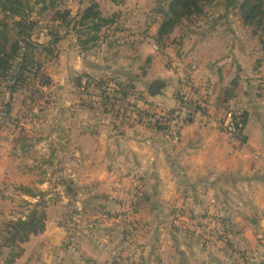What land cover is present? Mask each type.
<instances>
[{
	"label": "crops",
	"instance_id": "crops-1",
	"mask_svg": "<svg viewBox=\"0 0 264 264\" xmlns=\"http://www.w3.org/2000/svg\"><path fill=\"white\" fill-rule=\"evenodd\" d=\"M110 1L122 17L142 19L141 0ZM206 12L201 23L179 27L173 34V39L184 37L181 55L177 45L165 48L155 42L159 29L155 26L147 33L155 52L141 60L134 58V65L127 63L135 67L133 75L128 71L117 75L135 81L142 99L156 106L153 112H170L176 107L181 79L169 61L167 68L160 63L176 56L179 68L191 75V91H201L208 108L198 109L178 144L166 132L146 124L95 123L93 112H87V122L74 128L68 139L75 159L79 150L84 157L83 168L70 175L81 179L75 183L77 187L80 182L76 189L80 200L72 203L77 210L72 220L81 229L61 247L64 239L56 233L67 234L64 223L49 217L46 231L33 237L44 244L55 241L58 250L51 264L118 263L123 253L124 198L137 178L145 187L138 197L144 264H259L264 260V254L259 258L254 253L264 252L263 45L255 28L245 24L227 0L213 1ZM137 48L145 50L139 44ZM141 62L151 63V69ZM138 64L142 65L136 68ZM138 102L140 113L146 114L150 106ZM229 110L248 112L243 143L232 142L221 127L209 122ZM104 114L112 120L111 113ZM70 187L73 191L74 182ZM95 195H102L104 201H96Z\"/></svg>",
	"mask_w": 264,
	"mask_h": 264
},
{
	"label": "rangeland",
	"instance_id": "rangeland-1",
	"mask_svg": "<svg viewBox=\"0 0 264 264\" xmlns=\"http://www.w3.org/2000/svg\"><path fill=\"white\" fill-rule=\"evenodd\" d=\"M43 1L31 0L28 11L32 19L37 21L33 29V39L40 43V47L34 49L36 59L42 61L45 73L51 81L44 82V78L41 76L33 77L28 84L13 95L5 89L4 93L0 95V251L5 249L2 246L9 235L8 224L21 218L25 219L36 206L45 211L46 229L49 217L54 220L62 219L64 223L62 228L66 230L67 234L61 236L60 233H56L57 236L64 239L61 242V247L68 244L72 235L77 234L76 231L81 229L72 220L77 214L72 203L80 200V198L77 199L79 193L76 191L80 187V182L77 187H75V183L81 179L72 178L70 175L75 168H83L84 157L82 150H79L80 156L75 159L71 148L73 146L69 145L68 139L71 138L74 128L79 127L80 123L87 122L90 117L89 114H86L87 112H93L95 123L104 121L108 123L107 125H112L113 121L121 119L113 112L104 109L100 105V98L97 95L91 98L87 90L79 89L76 78L84 71L96 74L98 77L99 75L113 77L119 71H128L133 75L135 67H129L127 63L134 65V58L140 57L141 60L145 55L147 57L152 53L151 51H154L147 33L153 31L155 26H160L162 21L161 14L156 10L159 0H143V2L141 0L138 14L142 15V19H131L128 15L125 17L121 15L118 30H114L108 37L105 36L106 38L103 37L105 39L102 38L98 48L94 47L93 43L95 42H91L87 46L92 48L85 50L75 26L79 21L80 13L93 2H97L103 16H111L117 12L111 1L72 0L59 4L56 11L65 12L70 9L72 13L61 27L58 26V23L53 22L55 10L51 7L48 10L43 8L49 5L50 0H46V3ZM114 1L117 3L123 0ZM131 9L134 10V8ZM2 15L6 16L4 13ZM127 25L129 28L125 30ZM54 31H60L61 40L53 47L54 35L52 36V32ZM92 36L93 34H86L81 39L86 40ZM138 44L144 47V52L137 48ZM42 45L53 47V54L46 52ZM161 51L166 54L165 51ZM152 55L150 58L154 62ZM177 59L175 56L176 61ZM166 60L167 64L159 62L165 68L168 67V59ZM141 63L151 69L149 66L151 63ZM140 65L142 64H138L136 68ZM178 65H180L179 62ZM107 66H111V69H107ZM194 67L196 66H191L189 69ZM201 76L203 75L201 74ZM123 79L127 80L124 77ZM86 84L85 80V88ZM179 86L180 83H178ZM1 87L3 88V86ZM93 91L97 92V89ZM113 103L128 110L130 116L139 113V109H141L138 100L133 98L127 101L116 98ZM9 104L11 105L10 114L7 106ZM97 109H100L102 114L111 113L109 116H112V120H109L110 117L104 116L105 114H97ZM76 149L80 148L76 147ZM73 182L72 191L70 183L73 187ZM25 187L32 189L35 195L27 193L24 190ZM144 188L143 181L137 178L124 198L122 211L123 253L119 258L120 264H139L144 257L141 245L144 227L138 218V197L142 195ZM95 197L96 201H104L102 195H95ZM84 215L81 216L84 217ZM34 236L37 235H33L27 243L22 244L25 251L21 257L12 263L8 262L9 249H7L6 254L0 257V264H51L52 258L58 250L55 241L44 244L37 238H33ZM254 253H258L256 257L259 258L264 254L261 250ZM245 254L253 256L251 253ZM44 257L47 260L41 263Z\"/></svg>",
	"mask_w": 264,
	"mask_h": 264
},
{
	"label": "trees",
	"instance_id": "trees-1",
	"mask_svg": "<svg viewBox=\"0 0 264 264\" xmlns=\"http://www.w3.org/2000/svg\"><path fill=\"white\" fill-rule=\"evenodd\" d=\"M30 1L0 0V49H2L0 51V87L3 86V88H0V95L4 93V89L13 95L28 84L33 77L41 76L44 78V82L51 81L50 77L45 73L42 61L36 59L34 52V49L40 47V43L33 39V29L37 21L32 19L28 11ZM68 1L72 0H50L49 5L43 8L48 10L51 7V9L55 10L59 4ZM213 1L215 0H159L156 10L161 14L162 21L155 37V42L165 48L175 44L177 45L178 56L181 55L184 37L173 39V34L179 27H192L201 23L207 15V6ZM43 2L46 3V0ZM227 2L228 7L234 6L236 8L238 17L244 20L245 24L255 28L254 34L260 37L264 50V0H227ZM2 13L6 16L4 17ZM71 14L70 9L65 12L55 10L53 22L58 23V26L61 27ZM79 16V21L75 25L76 32L85 50L92 48L87 46L91 42H95L93 43L94 47L98 48L99 43L108 37L111 31L119 29L121 14L115 12L111 16L104 17L97 2L90 4ZM11 20L12 22H10ZM54 32H52V36L54 35L53 47L61 40L60 31ZM86 34H93V36L82 40L81 37ZM42 47L49 54H53V47L49 45H42ZM85 80L87 81L86 88L84 86ZM76 81L79 89L84 88L85 91L87 90L91 98L97 95L100 98V105L109 112H113L115 116L121 119V122L130 123V125H135L136 123L146 124L166 132V125L155 119L153 111L156 106L142 99L133 79L127 78L125 80L117 74L113 77L104 75L102 77L99 75L98 77L96 74L84 71L77 76ZM94 89H97V92H94ZM116 98L123 101L131 98L142 100L150 106V110L146 114L136 113L130 116L128 115L130 114L128 110L121 105L113 103ZM7 106L10 114L11 105ZM201 107L202 102L199 101L197 109ZM172 112L173 110L168 113L171 114ZM236 119L246 126L248 112L236 113ZM24 190L31 195H35L32 189L26 188ZM45 229V211L40 210L36 206L25 219L21 218L8 224L7 232L9 235L2 246L5 249L0 251V257L5 255L6 250L9 249L8 262H14L15 259L24 254L25 249L22 244L27 243L33 235L43 233ZM141 261L139 264H143L145 259L143 258ZM116 264H120V262L118 261ZM259 264H264V260Z\"/></svg>",
	"mask_w": 264,
	"mask_h": 264
},
{
	"label": "built area",
	"instance_id": "built-area-1",
	"mask_svg": "<svg viewBox=\"0 0 264 264\" xmlns=\"http://www.w3.org/2000/svg\"><path fill=\"white\" fill-rule=\"evenodd\" d=\"M168 61L174 68H177V73L181 79V84L178 89L177 104L170 114L163 111H155V119L166 125V133L170 139L178 144L183 139V133L188 123L195 120V116L198 112V102H202V108L206 110L208 108L205 96L202 95L201 91H191V80L190 76L179 68L176 63L170 57H167ZM135 107V106H131ZM135 110H138L135 108ZM140 113V111H139ZM212 125L219 126L228 135L230 140L235 143H243L245 139V128L244 123L239 122L236 119V113L233 110L227 111L223 117L212 116L209 119ZM203 126V123L201 124Z\"/></svg>",
	"mask_w": 264,
	"mask_h": 264
}]
</instances>
